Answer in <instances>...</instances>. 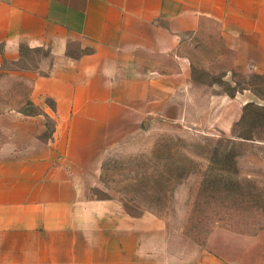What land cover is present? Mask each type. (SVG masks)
Masks as SVG:
<instances>
[{
	"label": "crops",
	"instance_id": "crops-1",
	"mask_svg": "<svg viewBox=\"0 0 264 264\" xmlns=\"http://www.w3.org/2000/svg\"><path fill=\"white\" fill-rule=\"evenodd\" d=\"M209 25L235 65L264 75V0H0V74L21 43L49 54L25 100L38 111L0 109V264H264V238L229 234L222 247L214 231L198 243L87 195L112 145L150 118L185 120L181 48ZM248 103L258 104L249 90L210 93L208 128L234 138Z\"/></svg>",
	"mask_w": 264,
	"mask_h": 264
},
{
	"label": "rangeland",
	"instance_id": "rangeland-1",
	"mask_svg": "<svg viewBox=\"0 0 264 264\" xmlns=\"http://www.w3.org/2000/svg\"><path fill=\"white\" fill-rule=\"evenodd\" d=\"M190 59V102L184 121L148 119L141 130L112 145L104 154L99 180L87 195L119 200L131 214L149 212L198 243L217 231L229 237L264 238V158L246 139L264 138V75L237 66L218 30L209 25L185 43ZM47 50L19 46L15 61L0 74V109L7 104L37 112L25 102L31 76L45 72ZM217 88V89H214ZM249 90L248 103L233 137L208 128L205 109L210 93ZM47 102L50 104L47 100ZM47 138L53 121L46 119ZM3 137L0 136V141Z\"/></svg>",
	"mask_w": 264,
	"mask_h": 264
},
{
	"label": "trees",
	"instance_id": "trees-1",
	"mask_svg": "<svg viewBox=\"0 0 264 264\" xmlns=\"http://www.w3.org/2000/svg\"><path fill=\"white\" fill-rule=\"evenodd\" d=\"M29 105H32L30 102L28 103ZM31 113V112H30ZM243 113H244V111H243Z\"/></svg>",
	"mask_w": 264,
	"mask_h": 264
}]
</instances>
